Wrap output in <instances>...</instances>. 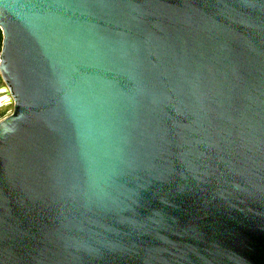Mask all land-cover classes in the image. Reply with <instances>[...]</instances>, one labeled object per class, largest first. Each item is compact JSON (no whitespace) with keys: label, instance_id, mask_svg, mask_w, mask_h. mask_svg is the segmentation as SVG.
Here are the masks:
<instances>
[{"label":"water","instance_id":"water-1","mask_svg":"<svg viewBox=\"0 0 264 264\" xmlns=\"http://www.w3.org/2000/svg\"><path fill=\"white\" fill-rule=\"evenodd\" d=\"M0 264H264V0H0Z\"/></svg>","mask_w":264,"mask_h":264},{"label":"rangeland","instance_id":"rangeland-1","mask_svg":"<svg viewBox=\"0 0 264 264\" xmlns=\"http://www.w3.org/2000/svg\"><path fill=\"white\" fill-rule=\"evenodd\" d=\"M2 32V31H1ZM3 37V35H2ZM5 83L0 75V87L4 86ZM3 97L2 94H0V98ZM13 110V103L4 104L3 106H0V120L9 115Z\"/></svg>","mask_w":264,"mask_h":264},{"label":"flooded vegetation","instance_id":"flooded-vegetation-1","mask_svg":"<svg viewBox=\"0 0 264 264\" xmlns=\"http://www.w3.org/2000/svg\"><path fill=\"white\" fill-rule=\"evenodd\" d=\"M5 102H6V99L4 97H1L0 98V106H3L5 104Z\"/></svg>","mask_w":264,"mask_h":264},{"label":"trees","instance_id":"trees-1","mask_svg":"<svg viewBox=\"0 0 264 264\" xmlns=\"http://www.w3.org/2000/svg\"><path fill=\"white\" fill-rule=\"evenodd\" d=\"M2 39H3V37H2L1 29H0V51H1V47H2Z\"/></svg>","mask_w":264,"mask_h":264}]
</instances>
